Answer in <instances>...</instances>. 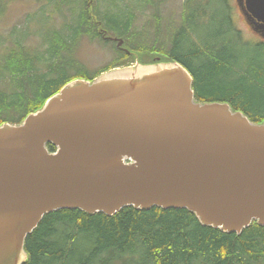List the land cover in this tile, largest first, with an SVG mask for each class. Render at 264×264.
I'll use <instances>...</instances> for the list:
<instances>
[{
	"label": "water",
	"instance_id": "water-1",
	"mask_svg": "<svg viewBox=\"0 0 264 264\" xmlns=\"http://www.w3.org/2000/svg\"><path fill=\"white\" fill-rule=\"evenodd\" d=\"M246 4L264 37V0ZM127 207L186 209L238 235L264 226V122L199 102L189 71L157 58L75 80L22 124L0 126V264L26 262L49 213Z\"/></svg>",
	"mask_w": 264,
	"mask_h": 264
},
{
	"label": "trees",
	"instance_id": "trees-1",
	"mask_svg": "<svg viewBox=\"0 0 264 264\" xmlns=\"http://www.w3.org/2000/svg\"><path fill=\"white\" fill-rule=\"evenodd\" d=\"M70 1L56 0L55 8ZM101 2L79 0L76 21L48 32L41 48L19 39L0 43V126L22 124L75 80L93 81L136 61L156 64L157 58L180 62L189 71L199 102L228 103L253 123L264 122V41L243 39L227 0H185L170 51L141 40L137 6L123 18ZM6 9L0 0V13ZM100 28L123 39L124 49L112 43L115 56L93 72L79 51L85 38L111 43ZM25 251L24 264H264V226L253 222L238 235L203 226L186 209L127 207L114 216L62 209L44 216L26 239Z\"/></svg>",
	"mask_w": 264,
	"mask_h": 264
},
{
	"label": "rangeland",
	"instance_id": "rangeland-1",
	"mask_svg": "<svg viewBox=\"0 0 264 264\" xmlns=\"http://www.w3.org/2000/svg\"><path fill=\"white\" fill-rule=\"evenodd\" d=\"M101 1L103 6L115 16L123 18L130 15L129 10L133 9L134 5L138 6L135 10L137 13L135 26L144 44L150 46L158 44V47H165L169 51L173 48L172 38L174 40L175 33L182 26L181 14L184 9V0L159 1L157 6H153L149 0ZM3 5H6L7 9L4 13L2 11L3 14L0 13V43L5 41L16 43L19 39L39 48L43 47V37H46L48 32L62 30L67 24H73L79 10V0H71L60 9L55 8L58 5L56 0L52 4L38 0H3ZM229 5L232 8V19L237 28L242 31L243 39L260 41V37L252 33L244 20L238 16V11L233 7V0L229 1ZM156 15L161 18V26L158 25ZM195 36L196 34L193 33L192 39H196ZM2 47L0 45V48ZM115 51L112 43L85 38L79 51V58L89 70L95 72L115 56Z\"/></svg>",
	"mask_w": 264,
	"mask_h": 264
},
{
	"label": "flooded vegetation",
	"instance_id": "flooded-vegetation-1",
	"mask_svg": "<svg viewBox=\"0 0 264 264\" xmlns=\"http://www.w3.org/2000/svg\"><path fill=\"white\" fill-rule=\"evenodd\" d=\"M233 2L235 4L234 8L238 11V16L244 20L246 26L249 27V29L252 33H254L252 31V29L250 28V26L248 25L247 20H246L245 14H248V11H247L246 6L244 4V0H242V1L241 0H233Z\"/></svg>",
	"mask_w": 264,
	"mask_h": 264
}]
</instances>
